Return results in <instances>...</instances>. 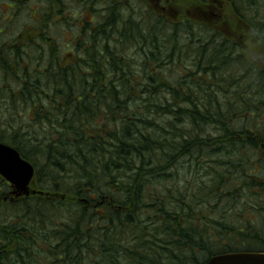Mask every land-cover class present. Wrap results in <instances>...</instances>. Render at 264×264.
Listing matches in <instances>:
<instances>
[{"label": "trees", "instance_id": "16d2710c", "mask_svg": "<svg viewBox=\"0 0 264 264\" xmlns=\"http://www.w3.org/2000/svg\"><path fill=\"white\" fill-rule=\"evenodd\" d=\"M215 1L213 19L182 12L179 26L118 10L119 27L105 20L69 43L76 51L38 12L39 30L0 46V143L32 164L37 192L5 200L0 178V264H203L264 253L251 218L264 214V0ZM156 29L174 41L159 43ZM129 35L139 71L126 60ZM238 116L248 120L234 129ZM253 236L258 246H245Z\"/></svg>", "mask_w": 264, "mask_h": 264}, {"label": "rangeland", "instance_id": "374dc122", "mask_svg": "<svg viewBox=\"0 0 264 264\" xmlns=\"http://www.w3.org/2000/svg\"><path fill=\"white\" fill-rule=\"evenodd\" d=\"M60 1H61L60 6H61L62 10L60 8H59V10L63 11V12L69 11L67 13L70 16H74V14H75V12H71V9L76 10V7L80 6L79 1H77V0H68V1H66V0H16V1L0 0V46H2L4 44H10L20 34L24 33L25 29L29 28L30 26H33L36 24L37 30H39L40 29L39 24H38V22H35L38 19V15H37L38 12H36V9L39 10V13L42 16V18H46L47 15L49 17L50 13H51V12H46V9H50L53 6L59 5ZM12 4H14L16 6V9L15 8L12 9ZM46 5H47V7H44ZM119 13H122L123 15H129V16L134 15V19H137V20L140 18V15L138 14V12H119ZM150 13H153V12H150ZM59 14H62V13L61 12L56 13V15H59ZM101 14H103V13H101ZM112 14L115 15L118 13L112 12ZM76 15H77L76 16L77 19H79L81 17L80 13H77ZM113 15H104L105 19L103 20V22L105 20L113 17L114 23L117 25V20H119L118 15L117 16H113ZM153 15H155V14L153 13ZM191 15L189 17H191ZM149 19H150V17H149ZM187 20L188 19H186L183 22L187 23ZM173 22L175 23V26H179V25L183 24V22L177 24L174 20H173ZM42 23H43V21L40 23V25ZM194 23L195 22H193V24ZM65 27L68 28L67 23L65 24ZM70 27H73V26L70 25ZM117 27H119V25H117ZM47 29H48V27H47ZM61 30H62V26L52 27L50 29V33L52 34V36H55L56 41H58L59 43H61L63 45L64 50L70 49V50L76 51L75 49H72L71 44L67 43L70 36L64 35ZM193 30L196 32L195 33L196 36L200 35L202 37L206 34V31L201 29L200 26H197V24L194 25ZM225 30H226V28H225ZM173 32H175V31H173ZM226 32H227V30H226ZM226 32L222 31L223 35L226 36ZM53 34H58V36L53 35ZM176 34L177 33L165 34V33H163L162 30L156 29V36L155 37H157V39H158L157 41L162 44L164 42L174 41V37ZM129 37H130L129 38L130 41L127 39L125 40L123 38V42H127L129 47L131 48V50L128 52L129 56L126 57V60H127V62H130V59H131L136 66V68L131 67V69H133L135 71H139L141 68H138V67L141 66V63H140L138 57L136 55L132 54V43H134L135 41H133L131 39V35H129ZM33 38H35V37H33ZM67 44L69 45L70 48H66L65 45H67ZM34 47L35 46H32L31 48H34ZM76 49L79 50L80 48L79 49L76 48ZM187 64L190 65L189 62ZM169 70L172 73L173 77H177L180 75V70L178 67L172 66ZM164 72H166L165 69H164ZM235 88H237V84H233L232 86L229 87V89L231 91H233ZM239 119H240V117L238 116L237 119L235 120L234 124H233L234 129H237L239 127L241 128V122L244 124L248 120V118H246V119L241 120V122H240ZM214 132L215 131H213V134H214ZM252 132H254V131L252 130ZM241 156L244 158L247 157L243 154H241ZM238 158H241V157L239 156ZM236 174H241V173H236ZM237 179H238V183H241L242 178L239 177ZM263 179H264V177H263ZM229 182H230L229 180L226 181L227 184ZM259 191H260V189H253L252 190V192H259ZM243 194L244 193L241 192V197L239 198V200H241V203H245V199H246L243 196ZM251 218L254 221V224H253L254 230L259 234L258 238H260L264 242V222H263L264 214L261 213V214L257 215V217H251ZM240 226H241V223L239 222V227ZM251 238L252 237H246V239H249V240ZM246 239L242 240L244 242L245 246H250V248H256L258 246V241H257V239H255V236H253V238H252V243L254 241H256V243L250 244L248 241H246ZM250 248L248 247V249H250Z\"/></svg>", "mask_w": 264, "mask_h": 264}, {"label": "flooded vegetation", "instance_id": "af4514ba", "mask_svg": "<svg viewBox=\"0 0 264 264\" xmlns=\"http://www.w3.org/2000/svg\"><path fill=\"white\" fill-rule=\"evenodd\" d=\"M68 1V0H66ZM80 6L76 7V10L71 9V12H75L74 16L68 15L69 11L62 10L60 4L53 6L50 9H46V12H51V19L54 24L64 25L67 22L74 27H77L79 34L91 35L94 32H101L103 28L104 15H112V12H163L168 13L170 18L181 16L182 12L191 15L194 18H207L211 19L214 16V4L220 3L215 0H195L184 3L186 0H77ZM146 1V2H145ZM204 1V2H203ZM135 2H141L144 4L135 6ZM45 5V4H44ZM129 5H131L129 7ZM44 7H47L44 6ZM126 8V9H125ZM141 8L143 10L141 11ZM124 9V11H123ZM153 9L154 11H151ZM219 10V9H218ZM36 12L39 10L36 9ZM61 12L62 14L56 15ZM77 13H80V18L77 19ZM103 13V14H101ZM63 20V22H62ZM74 20V21H73ZM70 30V29H69ZM72 34V32H70Z\"/></svg>", "mask_w": 264, "mask_h": 264}, {"label": "water", "instance_id": "95a60500", "mask_svg": "<svg viewBox=\"0 0 264 264\" xmlns=\"http://www.w3.org/2000/svg\"><path fill=\"white\" fill-rule=\"evenodd\" d=\"M33 176V166L14 148L0 143V177L13 189L9 195L16 198L36 194L30 189ZM204 264H264V253L228 252L215 255Z\"/></svg>", "mask_w": 264, "mask_h": 264}, {"label": "bare ground", "instance_id": "6f19581e", "mask_svg": "<svg viewBox=\"0 0 264 264\" xmlns=\"http://www.w3.org/2000/svg\"><path fill=\"white\" fill-rule=\"evenodd\" d=\"M123 11H124V9H123ZM214 125H216L217 127H221V124L220 123H217V122Z\"/></svg>", "mask_w": 264, "mask_h": 264}]
</instances>
